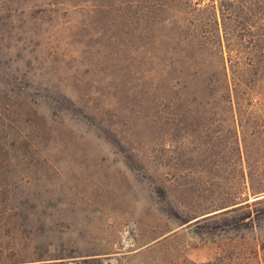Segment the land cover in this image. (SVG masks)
<instances>
[{"label":"rangeland","instance_id":"rangeland-1","mask_svg":"<svg viewBox=\"0 0 264 264\" xmlns=\"http://www.w3.org/2000/svg\"><path fill=\"white\" fill-rule=\"evenodd\" d=\"M68 3L0 0V153L25 243L43 263L264 264V135H159L185 109L160 107L154 59H117L101 13ZM262 8L235 20L242 41L264 36ZM254 99L264 115V83Z\"/></svg>","mask_w":264,"mask_h":264},{"label":"trees","instance_id":"trees-1","mask_svg":"<svg viewBox=\"0 0 264 264\" xmlns=\"http://www.w3.org/2000/svg\"><path fill=\"white\" fill-rule=\"evenodd\" d=\"M65 1L73 6H92L90 14L101 13L104 23L97 33L109 38L107 44L100 39L96 45H106L117 59L124 52L154 59L160 107H164L162 101H169L185 109L179 112V124L169 128L161 124L159 135H264V115H256L253 108L256 88L264 83V36L258 33L256 39L246 42L234 30L235 20H253L263 9L264 0H211L204 9L198 6L201 0ZM203 10L209 13L208 23L203 21ZM132 59L124 67L117 66L120 62L114 67L128 70ZM162 83L169 89L168 96ZM8 151L6 148V153H0V264H69L63 259L73 256L59 255L55 259L62 261L43 263L46 258L40 249L25 243L24 202L12 208L7 201L12 192L7 175ZM248 204L204 218L224 217ZM250 216L247 211L242 219ZM91 261L103 263L98 258L84 260Z\"/></svg>","mask_w":264,"mask_h":264}]
</instances>
